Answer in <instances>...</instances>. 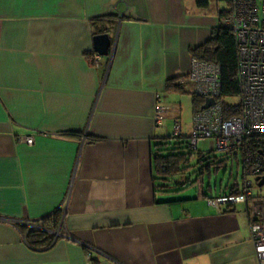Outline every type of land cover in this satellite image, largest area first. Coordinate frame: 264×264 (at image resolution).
Returning a JSON list of instances; mask_svg holds the SVG:
<instances>
[{"label": "crops", "instance_id": "obj_1", "mask_svg": "<svg viewBox=\"0 0 264 264\" xmlns=\"http://www.w3.org/2000/svg\"><path fill=\"white\" fill-rule=\"evenodd\" d=\"M229 9L218 0H0V264H259L247 206L210 205L230 187L215 197L205 175L195 195L155 181L154 147L182 124L181 94L167 84L189 74L191 51ZM102 34L112 49L98 62ZM31 136L32 146L18 142ZM59 210L53 245L31 248L18 226Z\"/></svg>", "mask_w": 264, "mask_h": 264}, {"label": "built area", "instance_id": "obj_2", "mask_svg": "<svg viewBox=\"0 0 264 264\" xmlns=\"http://www.w3.org/2000/svg\"><path fill=\"white\" fill-rule=\"evenodd\" d=\"M228 12L222 24L234 34L237 44L240 114L230 118L224 115L220 100L221 68L217 64L192 58L189 74L178 84L191 83L193 92L205 98V102L215 100L209 109L194 115L193 129L188 135L190 145L197 150L200 143L212 140L217 151L241 158L243 184L238 186V193L211 200L210 205L247 206L256 258L259 264H264V197H255L253 192L264 179V0H231ZM95 57L98 62L102 60L99 55ZM166 113L167 109L159 103L155 110L157 126L163 125ZM173 133L174 138L183 136L179 120L173 126ZM18 142L32 146L35 139L22 137Z\"/></svg>", "mask_w": 264, "mask_h": 264}, {"label": "trees", "instance_id": "obj_3", "mask_svg": "<svg viewBox=\"0 0 264 264\" xmlns=\"http://www.w3.org/2000/svg\"><path fill=\"white\" fill-rule=\"evenodd\" d=\"M228 4L231 7V0H218ZM200 7H207V3H199ZM229 15V12H222L220 14L219 27L212 31L211 39L203 46L191 51V57L199 61H204L211 64H217L221 68V86L222 96L220 100L223 104V112L226 118L238 116L240 114V106L238 103H230L226 100H233L239 98L241 95L240 83L237 79L238 74V50L234 34L222 24V20ZM97 22V20H96ZM180 79L173 80L167 84V91L175 92L181 95H190L192 97V105L194 115L203 112L205 105V98L199 97L194 92L189 93L185 86L178 84ZM69 136H77L76 133H67ZM175 144L171 143L172 138H162L155 145L154 154V167H155V181L158 183V189L161 191L178 189L179 191L184 188L195 185L198 180L204 175H212V170L219 171L223 168V163H218L217 159L212 162H208V166L205 168L203 162L206 161L208 156L191 148L189 137L182 136L175 138ZM186 151L188 154L181 153ZM198 154V166L197 170L191 174L195 176V181H190L187 178L184 182H172V180L184 172L187 171L188 164L193 160L194 153ZM232 159L239 162V158L236 155L226 154V160ZM203 183V182H202ZM210 188V186H208ZM230 195L238 193V185L232 186L228 189ZM62 219V210L57 211L53 216L45 218L41 222H37L32 226L19 225L18 228L25 236L26 242L34 250H45L50 248L55 242L54 232H57L60 228Z\"/></svg>", "mask_w": 264, "mask_h": 264}, {"label": "rangeland", "instance_id": "obj_4", "mask_svg": "<svg viewBox=\"0 0 264 264\" xmlns=\"http://www.w3.org/2000/svg\"><path fill=\"white\" fill-rule=\"evenodd\" d=\"M180 95V94H179ZM190 97L189 95H181V103H182V133L183 136L188 135L194 125V112L192 109V106L189 103ZM230 103H238V98H235L233 100H226ZM170 132L172 133L173 128L172 125L169 127ZM175 140V139H173ZM175 144V142H171ZM198 152L203 154L204 156H208L206 158V161L203 162L205 168L209 165L208 162L215 161L217 159L218 163H223L222 166L223 168L220 169L219 171H215V169L212 170V175H211V180H209L208 175L206 174L204 176L203 185H204V191H206L207 186L210 185L212 186V191L215 197H220L226 194V188L236 186L238 185L239 187L242 186L243 184V172H242V166H241V158H239V162L237 163L236 160L228 159L226 160V154L217 151L215 142L212 140H208L204 143H200L198 145ZM181 153L188 154V152L181 151ZM198 154L197 152L194 153L193 155V160L190 161L188 164V169L186 172L189 173H194L197 168L199 167L200 169V162L198 166ZM188 177V174L187 176ZM181 178L178 179L180 181ZM192 182L195 181V178H191ZM161 183V182H158ZM202 183V182H201ZM199 183L195 187H188L185 191L181 192L182 193H188L190 195H195L197 190H199V186L202 185ZM179 191V190H178ZM177 191V192H178ZM176 192V193H177ZM254 196L255 197H264V186L259 188L257 185L253 188Z\"/></svg>", "mask_w": 264, "mask_h": 264}, {"label": "water", "instance_id": "obj_5", "mask_svg": "<svg viewBox=\"0 0 264 264\" xmlns=\"http://www.w3.org/2000/svg\"><path fill=\"white\" fill-rule=\"evenodd\" d=\"M112 49V40L108 34L97 35L94 38V51L100 57H109ZM215 104L214 99H207L203 110L209 109ZM264 186V179L259 183V187Z\"/></svg>", "mask_w": 264, "mask_h": 264}]
</instances>
